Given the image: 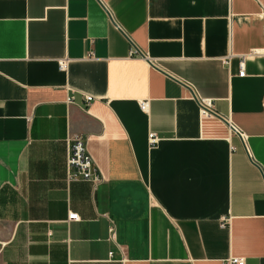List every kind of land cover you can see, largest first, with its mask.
Masks as SVG:
<instances>
[{"label":"crops","instance_id":"crops-1","mask_svg":"<svg viewBox=\"0 0 264 264\" xmlns=\"http://www.w3.org/2000/svg\"><path fill=\"white\" fill-rule=\"evenodd\" d=\"M235 257L264 264V0H0V261Z\"/></svg>","mask_w":264,"mask_h":264},{"label":"built area","instance_id":"built-area-1","mask_svg":"<svg viewBox=\"0 0 264 264\" xmlns=\"http://www.w3.org/2000/svg\"><path fill=\"white\" fill-rule=\"evenodd\" d=\"M57 65L60 70H65L67 67V60L65 58L57 60ZM244 66L242 60L240 61L238 76L244 75ZM86 101L91 100V96L85 97ZM199 106V112L201 116H209L214 114L212 107V101L206 98L197 99ZM139 107L141 110L147 109V101H139ZM158 138L154 132H148L147 143L149 146L156 144ZM66 182L72 180H88L92 184H97L102 180V174L100 170L95 166L90 156L85 151L84 139L81 136H73L67 139L66 143ZM78 215L75 212H69L67 215V220H77ZM110 234L113 236V229H110ZM111 254V253H110ZM231 263L244 264L242 258H231ZM0 264H4L0 261Z\"/></svg>","mask_w":264,"mask_h":264}]
</instances>
